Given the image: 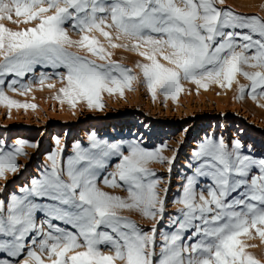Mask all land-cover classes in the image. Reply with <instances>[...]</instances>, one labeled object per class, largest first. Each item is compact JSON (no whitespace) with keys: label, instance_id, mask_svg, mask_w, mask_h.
Instances as JSON below:
<instances>
[{"label":"snow or ice","instance_id":"6c2138e0","mask_svg":"<svg viewBox=\"0 0 264 264\" xmlns=\"http://www.w3.org/2000/svg\"><path fill=\"white\" fill-rule=\"evenodd\" d=\"M218 2L223 0H0V21L19 23L16 17L26 24L39 22L20 31L0 23V102L34 108L7 97L4 88L28 91L30 84L21 81L34 74L36 66L66 70V77L55 74L62 82L66 78L67 87L60 91L73 106L84 99L89 107L103 108L101 93L122 95L132 87L136 76L131 69L118 62L98 64L69 51L66 45L76 44L100 60L111 55L87 34L72 41L66 23L80 33L96 30L110 43L108 28L116 30V39L132 41L131 48L151 61L138 66L153 96L160 88L165 96L176 98L182 80L204 89L209 83L224 87L225 81L231 87L237 74L251 81L247 90L241 86V99L246 91L254 100L264 96V18L221 9ZM143 45L150 51H140ZM157 54L173 67L161 64ZM244 65L261 70L245 71ZM9 76L13 78L6 85ZM49 78L41 73L39 83ZM241 147L239 141L229 148L223 138L211 137L198 146L188 164L193 175L174 201L183 205L171 221L176 230L162 233L159 244L155 226L144 231L117 210L136 209L149 219L163 218L159 178L147 164L171 160L139 144L130 145L125 155L120 146L94 136L91 149L78 144L66 164L58 160V149L49 155L51 167L33 179L30 188L21 189L22 195L13 194L7 203L0 199V252L8 257L0 258V264H262L245 250L255 245H245L240 237L252 238L254 230L264 241V159L242 155ZM113 154L120 158L118 172H109L102 183L125 188L128 200L98 187L99 169ZM18 155H26L23 147L7 150L0 143V177L17 171ZM198 178L210 182L198 188ZM37 212L44 216L39 222ZM194 238L195 243L185 242ZM29 245L38 247L40 254ZM101 246L113 254H105Z\"/></svg>","mask_w":264,"mask_h":264},{"label":"rangeland","instance_id":"374dc122","mask_svg":"<svg viewBox=\"0 0 264 264\" xmlns=\"http://www.w3.org/2000/svg\"><path fill=\"white\" fill-rule=\"evenodd\" d=\"M217 7L233 9L236 13L248 17L264 18V0H223L222 4L217 3ZM13 19H19L20 22L13 23L9 20H3L0 23L4 22L3 24H6L5 26L13 31L35 27L39 23L34 21L26 24L23 23V18L13 17ZM64 27L69 38L72 35L70 38L72 41L78 42L84 35V33L74 30L70 23H66ZM105 30L113 34L114 42L112 40L109 43V40L96 30L85 34H91L89 36L98 39V41L100 39L98 47L105 44L102 45L105 52L112 53L106 61L100 60L98 56L92 55L89 51L88 54L86 48L75 44L72 45L73 47L66 46L69 47V51L71 50L78 55L81 54L86 58L90 56V58L88 57L90 60H93L96 56L95 59L99 62L94 61L98 64H105L112 60V62H118L127 68L130 66L129 69L132 70L130 74L133 71L135 76L138 73L140 74L138 80L135 79V82L133 80L132 87L130 89L125 88L122 95L117 92V97L111 100L101 95L103 108L89 106L86 108L84 103H87V101L83 99H77L75 106H73L60 91L62 87H67L66 78L63 81L64 85L60 84L62 82L55 74L56 71H59L62 74L64 73L63 75L66 77V70L63 68L56 70L51 67L36 66L35 73H29L21 81L30 84L28 91H12L5 86V95L19 104L34 105L37 103L34 108L10 107L5 102L0 103V143L4 144L7 150L23 147L24 153H26V155L17 156L20 167L16 172L8 171L6 178L0 177V189H2L0 199L5 200L7 203L13 194L22 195L21 189L30 188L31 181L40 178L46 167H51L49 155L58 149L61 150V156L58 157V160H63L66 164L69 157H75L78 144L82 149H91L93 136L102 143L120 146L125 155H129L128 148L130 145L139 144L148 151H158L160 155L172 161L171 164H168L153 159L147 164V167L153 170L156 177L159 178L157 192L160 199L165 202L164 215L163 218L157 215L158 220L147 217H141V220L125 213V208L118 209L117 212L118 215L135 221L144 231H150L155 226L159 244L162 241V233L171 234L176 230L171 221L177 215V210L183 205L174 201L182 196V189L187 177L193 175L192 170L188 168V164L192 162L193 152L198 149V146L206 138L211 137L217 140L223 138L229 148H233L235 143L239 141L242 146L240 149L242 155H247L257 161L264 159V96L258 95L254 100L251 98L250 92L246 91L244 98L241 99V86H244L247 90L251 85V81L242 74H237L231 85L232 88L227 86L226 81L224 87H221L218 83H209V87L204 89L191 81L182 80L183 90L176 98L165 96L163 90L157 88L156 93L158 92L160 95V98L157 99L156 96L150 95L146 78L142 77V69L138 66L143 63L150 64L151 61L140 56L138 51L131 48L132 41L123 37L116 39L118 33L115 29L108 28ZM115 39L118 41L116 42ZM111 44L128 45V47L113 48ZM148 48L147 45H143L140 51H150ZM120 50H124V53ZM237 51H240V49H237ZM168 52H170V49H167L164 54L166 55ZM2 59L0 57V60ZM157 60L167 67H173L167 60L163 59L161 54H157ZM133 61H137L138 67H131ZM242 67L245 71L261 70L252 69L247 65ZM41 73L50 77L43 84L39 83ZM12 78L11 76L6 78V85ZM50 84L54 87H49ZM137 88L138 90H136ZM53 91H57V93ZM135 93L140 95L141 102L132 104L130 103V96ZM191 96L192 98L187 101V97ZM49 100L52 102H49ZM246 102L248 105L245 107ZM218 103L225 107L219 106ZM18 137H21L24 141L16 142ZM92 151L98 152L96 149H92ZM119 162V156L114 154L105 158V167L99 169L100 179L97 183L103 191L128 200V192L125 188L107 187L102 183L103 178L109 172H118L115 165ZM198 180V188L210 182L204 178H198ZM117 181L122 183L119 181L118 176ZM165 190L167 191L165 192ZM112 192H115V194ZM205 195H207L206 192ZM36 216L38 222L44 219L43 214L40 212H37ZM185 236H187V233H185ZM240 240L245 245H255V247H246L245 250L264 264V241L259 238L258 234H255L252 230V238L242 235ZM185 242L191 244L196 241L194 238ZM36 250L40 254L38 247H36ZM101 250L105 254H113L104 246H101ZM156 251L159 253V247ZM42 255L46 259L45 255L47 254ZM0 258L8 257L5 253L0 252ZM24 258V256L20 257V259ZM46 264H50V262L46 260ZM117 264H120V262Z\"/></svg>","mask_w":264,"mask_h":264},{"label":"bare ground","instance_id":"6f19581e","mask_svg":"<svg viewBox=\"0 0 264 264\" xmlns=\"http://www.w3.org/2000/svg\"><path fill=\"white\" fill-rule=\"evenodd\" d=\"M3 21V20H2ZM4 23V22H3ZM6 25V24H5ZM111 29V28H110ZM107 31V30H106ZM114 32V31H113ZM100 33V32H99ZM85 34V33H84ZM89 35H91V34H89ZM94 35V34H93ZM113 35V34H112ZM71 37H72V35H70ZM97 36H98V34H97ZM70 37V38H71ZM98 37H100V36H98ZM97 37V38H98ZM125 39V38H124ZM123 39V40H124ZM102 40V39H101ZM113 40V39H112ZM116 40V39H115ZM99 41H100V39H99ZM105 41V40H104ZM103 41V42H104ZM118 40H116V42H117ZM113 42H114V40H113ZM115 42V43H116ZM110 43V42H109ZM121 43V42H120ZM128 43V42H127ZM129 44V43H128ZM132 44V43H131ZM76 45V44H75ZM102 45H105V44H102ZM101 45V46H102ZM67 46V45H66ZM72 46V45H71ZM73 47V46H72ZM77 47V46H76ZM130 47V46H129ZM69 48V47H68ZM125 48V47H124ZM123 49V48H122ZM149 49V48H148ZM73 50V49H72ZM80 50V49H79ZM112 50V49H111ZM71 51V50H70ZM77 51V50H76ZM83 51V50H82ZM81 51V52H82ZM86 51V50H85ZM121 52H123L124 50H120ZM141 51H143V50H141ZM149 51V50H148ZM79 54H80V52H78ZM87 53H88V50H87ZM124 53V52H123ZM129 53V52H128ZM84 54V53H83ZM89 54V53H88ZM88 54H86V55H88ZM81 55V54H80ZM93 55V54H92ZM111 55H112V53H111ZM97 56V55H96ZM95 56V57H96ZM116 56H117V53H116ZM135 56H137V55H135ZM90 58V56H87V58ZM94 57V56H93ZM95 57H94V59L93 60H97V59H95ZM112 57V56H111ZM128 57H130V56H128ZM116 58V57H115ZM120 58V57H119ZM112 59V58H111ZM130 59H132V58H130ZM140 59V58H139ZM133 60H135V59H133ZM98 61V60H97ZM104 61H106V60H104ZM108 61V60H107ZM131 61V60H130ZM146 61V60H145ZM96 62V61H95ZM99 62V61H98ZM97 62V63H98ZM111 62H112V60H111ZM143 62V61H142ZM103 63V62H102ZM123 63H124V61H123ZM127 64V63H126ZM144 64V63H143ZM131 67H138L137 66V61L135 62V61H133L132 63H131ZM129 68H130V66H129ZM136 69V68H135ZM134 72V71H133ZM132 72V74H134ZM141 72V71H140ZM136 73V72H135ZM64 74V73H63ZM137 76H136V79L138 80V78H139V76H140V74L138 73V74H136ZM142 77H143V74H142ZM61 80V79H60ZM59 80V81H60ZM144 80V79H143ZM58 81V80H57ZM67 81V80H66ZM62 82V81H61ZM134 82H135V80H134ZM138 82V81H137ZM143 82V81H142ZM189 82V81H188ZM133 83V82H132ZM55 84V83H54ZM60 84H63V82L62 83H60ZM142 84V83H141ZM64 85V84H63ZM187 85V84H186ZM56 86V85H55ZM57 86H58V84H57ZM61 86V85H60ZM59 86V87H60ZM136 86V85H135ZM190 87V86H189ZM63 88V87H62ZM135 88V87H134ZM145 88V87H144ZM147 88V87H146ZM231 88H232V86H231ZM58 89V88H57ZM159 89V88H158ZM55 90V89H54ZM125 90V89H124ZM136 90H138V88L136 89ZM149 90V93H151L150 95H152L153 96V94H152V92H151V90L150 89H148ZM143 91V90H142ZM157 91V90H156ZM161 91V90H160ZM53 92H55V91H53ZM137 92V91H136ZM144 92V91H143ZM50 94H51V92H49ZM55 93H57V91L55 92ZM223 93H225V92H223ZM237 93V92H236ZM28 95V94H27ZM54 95V94H53ZM64 95V94H63ZM101 95H103V96H105L107 99H109V100H111V99H113V98H115V97H117V93H114V94H109V93H107V92H103V93H101ZM58 96V95H57ZM130 96V95H129ZM155 96L157 97V99L158 98H160V95H159V93L157 92L156 94H155ZM182 96V95H181ZM225 96V95H224ZM234 96V95H233ZM131 100H130V103H135V104H137V103H140L141 102V99H140V95L138 94V93H135V94H131ZM179 97V96H178ZM186 97V96H185ZM122 98V97H121ZM149 98H151V97H149ZM192 98V96L191 97H187V101L188 100H190ZM39 99V98H38ZM65 99V98H64ZM102 99H105V98H102ZM125 99V98H124ZM148 99V98H147ZM62 100V99H61ZM84 100V99H83ZM67 101V100H66ZM85 101V100H84ZM214 101V100H213ZM25 102V101H24ZM44 102V101H43ZM49 102H52V101H50L49 100ZM64 102V101H63ZM108 102V101H107ZM157 102V101H156ZM1 103V102H0ZM28 103V102H27ZM37 103V102H36ZM35 103V104H36ZM54 103V102H53ZM60 103V102H59ZM62 103V102H61ZM34 104V105H35ZM47 104V103H46ZM85 104V106H86V108L88 107V104L87 103H84ZM83 104V105H84ZM157 104V103H156ZM224 104V103H223ZM62 105V104H61ZM68 105H70V104H68ZM72 105V104H71ZM166 105V104H165ZM218 105L219 106H224V105H222V104H219L218 103ZM246 105H248L247 104V102L245 103V107H246ZM37 106V105H36ZM63 106V105H62ZM39 107V106H38ZM80 107V106H79ZM225 107V106H224ZM40 108V107H39ZM38 108V109H39ZM61 108V107H60ZM33 109V108H32ZM248 109V108H247ZM25 110V109H24ZM67 110V109H66ZM39 111V110H38ZM37 112V111H36ZM42 113V112H41ZM66 116H68V115H66ZM66 116H64V117H66ZM22 136V135H21ZM18 141H24V139H22L21 137H18L17 138V140H16V142H18ZM15 143V142H14ZM18 145H20V144H18ZM118 182V181H117ZM113 194H115V192H112ZM128 199V198H127ZM125 213H127V214H131V216H134V217H136L137 219H141V217L142 218H146L143 214H142V212L141 211H139V210H136V209H127V208H125V211H124ZM131 216H130V218H131ZM128 218V217H127ZM135 218V219H136ZM158 218L159 217H157L156 218V220H158ZM142 220V219H141ZM82 250V249H81ZM46 254V253H45ZM261 254H262V252H261ZM71 255V254H70ZM46 257H47V255H45ZM259 256H261V255H259ZM259 260V259H258ZM262 260V259H261ZM262 262V261H261ZM117 263H119V261L117 262ZM116 263V264H117ZM263 263H264V261H263Z\"/></svg>","mask_w":264,"mask_h":264}]
</instances>
